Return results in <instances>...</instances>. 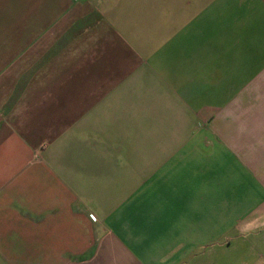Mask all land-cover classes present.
<instances>
[{
	"label": "crops",
	"instance_id": "1",
	"mask_svg": "<svg viewBox=\"0 0 264 264\" xmlns=\"http://www.w3.org/2000/svg\"><path fill=\"white\" fill-rule=\"evenodd\" d=\"M0 264H264V0H0Z\"/></svg>",
	"mask_w": 264,
	"mask_h": 264
}]
</instances>
